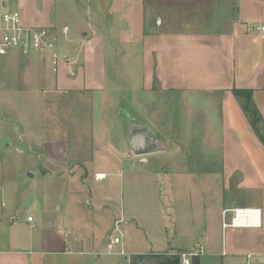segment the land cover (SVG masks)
<instances>
[{
    "label": "crops",
    "instance_id": "crops-1",
    "mask_svg": "<svg viewBox=\"0 0 264 264\" xmlns=\"http://www.w3.org/2000/svg\"><path fill=\"white\" fill-rule=\"evenodd\" d=\"M15 4L22 25L50 29L75 63L54 74L46 55L0 57L8 63L5 75L12 71L17 79L15 86L0 75V264H132L134 258L147 264L145 257L161 264L198 247L204 253L197 264H264V145L232 93L251 92L264 133V31L256 30L264 27V0ZM5 6L0 0V9ZM12 86L35 93L52 121L19 117ZM121 109L150 129L156 153L132 157ZM23 156L48 171L90 169L101 176L97 183L124 169L128 185L151 186L149 199L126 200L120 212L105 203L108 194L80 196L77 204L87 217L91 202L103 201L97 212L112 211L114 225L120 219L115 229L143 239V250L115 236L123 255L105 254L113 237L102 239L93 226L87 238L79 222L61 219L71 203L57 206L54 200L57 215L43 204L40 222H27L30 214L17 220L28 197L17 192L11 171ZM141 166L146 168L138 172ZM41 177L56 182L50 174ZM111 181L103 187L112 193ZM183 186L186 193H179ZM143 204L160 224L145 222L142 232L136 218L145 213ZM235 209L256 210L258 217L252 226H233Z\"/></svg>",
    "mask_w": 264,
    "mask_h": 264
},
{
    "label": "rangeland",
    "instance_id": "rangeland-1",
    "mask_svg": "<svg viewBox=\"0 0 264 264\" xmlns=\"http://www.w3.org/2000/svg\"><path fill=\"white\" fill-rule=\"evenodd\" d=\"M6 3V6L4 9L6 10H18L17 5L15 4V0H4ZM19 11V10H18ZM58 11L56 13L58 14ZM31 57V56H29ZM28 58V57H26ZM5 62L4 59L0 58V62L2 61ZM0 63V75L4 74V78H6L8 81H12L15 83L14 85L17 86L16 82L17 79L14 80V77L16 76L14 72L11 71V75L7 74L5 75V72L8 70V63L1 64ZM125 63V62H124ZM21 65H19L17 68H20ZM121 70V69H120ZM18 71V70H17ZM121 77L125 79V76H127V72L125 70V67H122V70L120 71ZM20 77V76H19ZM13 78V79H12ZM12 86L8 89H10L9 92H16L17 94V100L20 101L18 103L17 109V114L19 117H28L30 119H38L37 121L40 123H45L47 121H52L51 118H48L49 116V108L44 107L42 102H37L35 100V93L32 95L29 93L22 92L20 90L16 91V87ZM0 91H3V88L0 86ZM122 94H126L121 91ZM52 103H55L53 99H51ZM13 111H15V108L12 107ZM122 109L118 112L119 117L123 120L121 117ZM3 113H0V116ZM7 119L8 117H4ZM19 129V128H18ZM19 131V130H17ZM149 157V156H147ZM22 158V157H21ZM24 160H15L13 163L14 169L11 171L12 176H13V182L15 183V187L17 189L18 193H21L24 195L26 198L28 197L27 203H24V212L20 214V216H17V220L25 219L27 215H31V218H35L36 222L43 221V204L44 206L48 207L49 212L56 213V208L52 206L53 201L57 200V202H54L57 204V206L61 205L64 206V204L69 205L70 203L72 204L69 208L66 209L63 208V212L59 213L60 216H63L61 218L65 223L67 221H75L76 223H80L82 230L86 231L83 236L86 235L87 238H89L90 231L94 230V227H97L98 231V236L102 237V239H109L110 237L114 238L115 236H120L121 239H124L123 243H126L129 246L136 245L139 246V249L142 248V240L143 239H136V236H130V234H125L123 231L121 232V226H117V229H115V225L118 224V221H115L114 225V220L116 217H114V213L112 211H108L107 213L101 211L97 212V210L102 209V205H105V203H108L110 208L114 211L116 208V211L119 212L122 210L121 205L124 204L126 200H130V202H133V199H137L136 197L138 196H147L146 199H149L148 196H151L152 192V187L149 185L145 186V183L139 182V185H128V177L127 172L124 169H120V176H113V178H107L105 181L102 182H94V178L96 177L93 175L92 170H83V169H78L74 168L72 170H69L66 167L60 166L58 169H50V171L46 169H41L43 167L37 168L33 164L34 162L31 161L30 157L28 156H23ZM28 161V162H27ZM36 165H38V161L36 162ZM33 166V167H32ZM146 167L139 168L138 167V172L142 171ZM30 170V171H29ZM146 170V169H145ZM144 170V171H145ZM143 171V172H144ZM49 172V173H48ZM31 174V179L27 178V174ZM48 173V174H46ZM41 174L48 175L50 174L51 177L56 179V182L52 184V180L48 178H42ZM141 179H144L142 177ZM140 179V181H142ZM112 180V181H111ZM111 181L113 186H112V193L109 191H106L105 184ZM57 183V184H56ZM102 187V188H101ZM179 193H186L187 188L185 186L183 187H178ZM48 189V191H47ZM108 189V188H107ZM172 191H175V187L172 188ZM165 192V191H164ZM97 194L96 196H107L105 194H108L110 197L109 202H103L100 201V199L96 198V202H91V205L87 207L89 211H94L95 212H90L88 211L87 217L85 216H80L81 215V210L77 208V204L80 202V196L87 197V198H92L93 195ZM166 194V193H163ZM75 197L74 200L72 197ZM165 196V195H164ZM82 200V199H81ZM90 203V202H88ZM95 203V204H94ZM1 204V202H0ZM31 206V209L29 210L28 207ZM108 205V206H109ZM149 204L147 205H142L143 206V211L145 213H142V215L138 218H136V225L139 227V229L143 232V230H147L145 226V222L150 225V228L158 227L160 224V218L157 214H155L153 209L147 208ZM52 206V207H51ZM96 208V209H95ZM27 210H29V213H27ZM64 213V214H63ZM71 217H68V216ZM81 217V218H79ZM126 218V216H124ZM128 218V216H127ZM71 219V220H70ZM58 219H56L57 221ZM73 223V222H71ZM143 235H148L144 234ZM112 238V239H113ZM148 240H151L150 236ZM152 241H154L152 239ZM156 241V240H155ZM156 243V242H155ZM120 250V246L116 247V251ZM129 250V249H128ZM141 251L143 249H140ZM130 251V250H129ZM152 251H155L152 249ZM145 260L147 264H153L154 260L149 259L145 257ZM180 260V259H179ZM132 264H138L137 258L132 259Z\"/></svg>",
    "mask_w": 264,
    "mask_h": 264
},
{
    "label": "built area",
    "instance_id": "built-area-1",
    "mask_svg": "<svg viewBox=\"0 0 264 264\" xmlns=\"http://www.w3.org/2000/svg\"><path fill=\"white\" fill-rule=\"evenodd\" d=\"M256 30L263 32L264 27H256ZM14 53L24 58L32 54L46 55L50 69L54 74L58 73L61 66L71 68L75 63L70 54L59 48L58 40L50 29L24 26L20 22L18 11L0 9V57ZM96 179L100 178L96 176ZM256 217H258L256 210L235 209L232 210L231 225L252 226V219ZM239 218H246V224L236 225L235 221ZM32 221L31 217L27 218V222L31 223ZM119 244V238L111 239L105 246V254L123 255L122 251L119 253L116 251V246ZM203 253L204 249L198 247L195 250L180 252L177 256L180 259V264H192L193 259L200 257Z\"/></svg>",
    "mask_w": 264,
    "mask_h": 264
},
{
    "label": "water",
    "instance_id": "water-1",
    "mask_svg": "<svg viewBox=\"0 0 264 264\" xmlns=\"http://www.w3.org/2000/svg\"><path fill=\"white\" fill-rule=\"evenodd\" d=\"M120 115L126 125V134L132 157L156 153L158 145L150 129L138 123L127 110H122Z\"/></svg>",
    "mask_w": 264,
    "mask_h": 264
},
{
    "label": "trees",
    "instance_id": "trees-1",
    "mask_svg": "<svg viewBox=\"0 0 264 264\" xmlns=\"http://www.w3.org/2000/svg\"><path fill=\"white\" fill-rule=\"evenodd\" d=\"M232 93L234 97L239 101L243 112L247 115L250 121V125L255 134L264 145V133L261 131V127H259V125L261 124L260 117L258 116L252 103L251 92L244 90H233ZM161 264H180V260L178 256L173 255L169 259H165V261ZM192 264H197V259H193Z\"/></svg>",
    "mask_w": 264,
    "mask_h": 264
},
{
    "label": "bare ground",
    "instance_id": "bare-ground-1",
    "mask_svg": "<svg viewBox=\"0 0 264 264\" xmlns=\"http://www.w3.org/2000/svg\"><path fill=\"white\" fill-rule=\"evenodd\" d=\"M98 177L101 178V176H98ZM235 224L236 225H245L246 224V218H239L238 220L235 221Z\"/></svg>",
    "mask_w": 264,
    "mask_h": 264
}]
</instances>
